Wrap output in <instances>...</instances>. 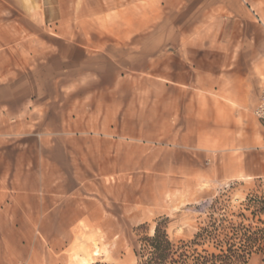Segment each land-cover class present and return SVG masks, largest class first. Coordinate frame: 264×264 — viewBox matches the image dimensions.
Segmentation results:
<instances>
[{"label": "rangeland", "instance_id": "obj_1", "mask_svg": "<svg viewBox=\"0 0 264 264\" xmlns=\"http://www.w3.org/2000/svg\"><path fill=\"white\" fill-rule=\"evenodd\" d=\"M263 96L264 0H0V264L213 223L264 264Z\"/></svg>", "mask_w": 264, "mask_h": 264}, {"label": "trees", "instance_id": "obj_2", "mask_svg": "<svg viewBox=\"0 0 264 264\" xmlns=\"http://www.w3.org/2000/svg\"><path fill=\"white\" fill-rule=\"evenodd\" d=\"M231 230L221 236L213 223L200 228L192 239L172 241L158 224L153 236L145 239L139 264H247L259 239L248 236L245 227Z\"/></svg>", "mask_w": 264, "mask_h": 264}, {"label": "bare ground", "instance_id": "obj_3", "mask_svg": "<svg viewBox=\"0 0 264 264\" xmlns=\"http://www.w3.org/2000/svg\"><path fill=\"white\" fill-rule=\"evenodd\" d=\"M91 245H92V252H89V249H83L86 248L84 246H82V251L81 254H75L74 255V260L79 259L81 264H89L91 262L94 261V257H99L100 256V248H99V244L96 240H92L91 241Z\"/></svg>", "mask_w": 264, "mask_h": 264}, {"label": "built area", "instance_id": "obj_4", "mask_svg": "<svg viewBox=\"0 0 264 264\" xmlns=\"http://www.w3.org/2000/svg\"><path fill=\"white\" fill-rule=\"evenodd\" d=\"M256 114L259 117L260 121L262 122L264 128V96L260 106L258 107V110L256 111ZM263 183H264V178H263Z\"/></svg>", "mask_w": 264, "mask_h": 264}]
</instances>
